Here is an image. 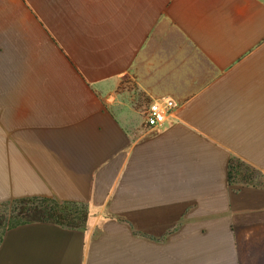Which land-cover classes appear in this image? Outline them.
I'll use <instances>...</instances> for the list:
<instances>
[{
	"label": "crops",
	"instance_id": "0c3cea01",
	"mask_svg": "<svg viewBox=\"0 0 264 264\" xmlns=\"http://www.w3.org/2000/svg\"><path fill=\"white\" fill-rule=\"evenodd\" d=\"M34 196L86 224L9 221L0 264H264V0H0V203Z\"/></svg>",
	"mask_w": 264,
	"mask_h": 264
},
{
	"label": "trees",
	"instance_id": "16d2710c",
	"mask_svg": "<svg viewBox=\"0 0 264 264\" xmlns=\"http://www.w3.org/2000/svg\"><path fill=\"white\" fill-rule=\"evenodd\" d=\"M233 168L230 166V179L233 177ZM87 217L86 206L48 197H22L0 203V231L5 229L9 221L17 224L32 220H53L68 226H84Z\"/></svg>",
	"mask_w": 264,
	"mask_h": 264
},
{
	"label": "built area",
	"instance_id": "2783aa9c",
	"mask_svg": "<svg viewBox=\"0 0 264 264\" xmlns=\"http://www.w3.org/2000/svg\"><path fill=\"white\" fill-rule=\"evenodd\" d=\"M174 107L175 101L171 98H163L151 102L146 116L148 125L151 127L162 125Z\"/></svg>",
	"mask_w": 264,
	"mask_h": 264
}]
</instances>
